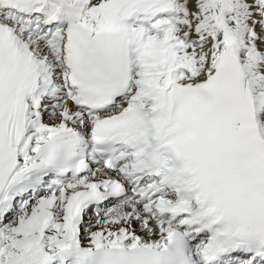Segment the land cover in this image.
<instances>
[{
    "label": "snow or ice",
    "instance_id": "obj_1",
    "mask_svg": "<svg viewBox=\"0 0 264 264\" xmlns=\"http://www.w3.org/2000/svg\"><path fill=\"white\" fill-rule=\"evenodd\" d=\"M0 264H264V0H0Z\"/></svg>",
    "mask_w": 264,
    "mask_h": 264
}]
</instances>
